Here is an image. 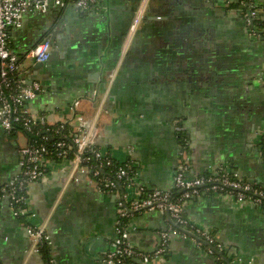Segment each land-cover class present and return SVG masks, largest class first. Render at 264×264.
<instances>
[{"label":"crops","instance_id":"crops-1","mask_svg":"<svg viewBox=\"0 0 264 264\" xmlns=\"http://www.w3.org/2000/svg\"><path fill=\"white\" fill-rule=\"evenodd\" d=\"M102 1L100 12L67 5L28 13L9 31L27 82L41 86L25 107L49 124L67 120L89 129L93 148L135 172L132 185L105 189L75 151L47 163L28 198L36 215L31 221L45 228L55 264H98L112 249L122 192L133 199L141 190H173L176 125L186 130L190 175L226 166L264 184V40L246 36L231 9L237 0H150L131 41L125 37L142 0ZM258 2L264 10V0ZM44 38L51 41L50 56L37 65L25 54ZM29 141L0 124V190L18 174L19 148ZM166 212L142 209L126 218L128 240L146 252L158 246L159 232L169 231L167 251L137 264H221L217 252L198 247ZM185 215L233 256L264 264V207L211 195L188 202ZM43 257L3 201L0 264H43Z\"/></svg>","mask_w":264,"mask_h":264},{"label":"built area","instance_id":"built-area-1","mask_svg":"<svg viewBox=\"0 0 264 264\" xmlns=\"http://www.w3.org/2000/svg\"><path fill=\"white\" fill-rule=\"evenodd\" d=\"M67 5H74L81 12L106 9L102 0H0V124L7 132L20 131L27 134L32 132L34 125L47 123L43 115H34L25 107L27 101L33 99L40 91L41 86L37 81L27 82L19 57L9 48V31L20 27L24 15L28 13H43L49 8H64ZM144 5L145 0H142L135 11L126 41H130ZM239 6L246 10L245 20L249 36L253 39L261 38L263 35L255 21L259 17L264 20V10L258 0H240ZM50 51L51 41L44 38L32 46L25 57L35 62H44L48 60ZM80 117L78 114L75 119ZM66 124L72 128L68 143L58 140L54 144H48L47 137L43 136L41 142H28L21 146L19 172L0 190V209L2 202L6 201L12 214L23 220L32 249L36 252H40L43 244L49 246V236L43 225L31 221L36 215L28 198L29 186L44 175L50 160L64 159L74 149L79 160L95 162L91 165L92 172L99 178L103 188L124 189L135 182V172L129 165L117 162L100 149L91 146L89 129L75 125L73 121L64 120L55 124V132H61ZM187 150V143L181 140L172 191L153 189L144 193L141 190L139 196L133 199H127V195L122 192L118 201L112 249L99 256L98 264H137V261L149 263L167 251L169 231L159 232L160 242L152 252L140 250L128 240L124 221L133 212L142 209L167 211L174 226L191 237L198 247L208 253L217 252L224 255L229 264H246L243 257L233 256L212 231L188 219L185 215V206L193 199L212 195L225 199L231 205L248 203L255 207H264V184L247 181L226 166H221L212 173L190 175ZM103 169H107L109 175H103L101 173ZM175 190L179 191L178 195H174ZM247 261L249 262V259ZM43 264L55 262L48 257Z\"/></svg>","mask_w":264,"mask_h":264},{"label":"trees","instance_id":"trees-1","mask_svg":"<svg viewBox=\"0 0 264 264\" xmlns=\"http://www.w3.org/2000/svg\"><path fill=\"white\" fill-rule=\"evenodd\" d=\"M255 24L258 28V30L262 33V35L264 36V29H262L264 27V20L259 17L256 21ZM56 123L54 124H36L33 126L32 128V132L31 133H27L30 137V141L29 142H41L43 141L42 137L46 136L47 137V141L46 143L48 144H54V142L58 141V140H64L67 143L70 142V136H69V132L72 129L70 125L66 124L64 126V128L62 129L61 132L57 133L55 132V126ZM70 152H74V149H72ZM69 152V153H70ZM262 155L264 157V135H263V139H262ZM90 165H94L95 162L93 160H91L89 162ZM124 164V163H123ZM101 173L103 175H109L107 169H103L101 171ZM174 195H178L179 191L175 190ZM194 200V199H193ZM126 222V219L125 221ZM49 248L47 245H42L40 247V252L43 254V258L47 259L49 257ZM218 256V260L221 264H228L226 262V260L224 259L223 255L219 254V253H215Z\"/></svg>","mask_w":264,"mask_h":264},{"label":"flooded vegetation","instance_id":"flooded-vegetation-1","mask_svg":"<svg viewBox=\"0 0 264 264\" xmlns=\"http://www.w3.org/2000/svg\"><path fill=\"white\" fill-rule=\"evenodd\" d=\"M239 2H240V0H237V3H236V4H232L233 7H231V9H234L235 11H237V12L240 14L241 18H242L243 21H244L245 30H246V32H245V33H246V36L249 37V38H251V37L249 36L248 29H247V24H246V20H245L246 10L243 9V8H240V6H239ZM147 7H148V4H145V5H144V8H143V10H142V12H141V14H140V17H139V20H138V24H137V26H136L134 32L132 33V37H131L130 41H131L132 38H134V36L136 35V33H137L139 27L141 26V24L143 23V21L148 17V15H147V13H146V11L148 10ZM126 37H127V36H126ZM126 37H125V39H126ZM261 38L263 39L264 36H262ZM259 39H260V38H259ZM263 40H264V39H263ZM175 130H176V133H177V135H178V137H179V144H180V141H181V140H184V141L187 143L186 138H185V136H186V134H185V132H186L185 128L182 127L181 125H176V126H175ZM263 135H264V133H263ZM263 135H262V139H263ZM262 139H261V143H262ZM19 149H20V148H19ZM18 154H19V153H18ZM177 159H178V158H177Z\"/></svg>","mask_w":264,"mask_h":264},{"label":"water","instance_id":"water-1","mask_svg":"<svg viewBox=\"0 0 264 264\" xmlns=\"http://www.w3.org/2000/svg\"><path fill=\"white\" fill-rule=\"evenodd\" d=\"M102 11V10H101ZM98 12H100V11H98ZM82 13H85V14H87L88 12H82ZM264 39V38H263ZM46 61H44V62H37V65H41V64H43V63H45ZM35 68V67H34ZM167 213V215H168V212H166ZM189 235L191 234V235H193L192 233H190L189 231H186Z\"/></svg>","mask_w":264,"mask_h":264},{"label":"rangeland","instance_id":"rangeland-1","mask_svg":"<svg viewBox=\"0 0 264 264\" xmlns=\"http://www.w3.org/2000/svg\"><path fill=\"white\" fill-rule=\"evenodd\" d=\"M149 2H150V0H145V4H148V9H149ZM146 13H147V15H148V10L146 11Z\"/></svg>","mask_w":264,"mask_h":264}]
</instances>
